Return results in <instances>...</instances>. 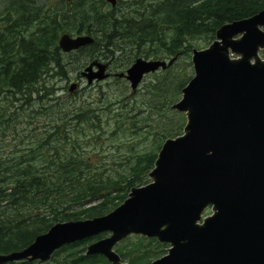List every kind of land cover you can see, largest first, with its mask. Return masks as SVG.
Returning a JSON list of instances; mask_svg holds the SVG:
<instances>
[{
  "label": "trees",
  "instance_id": "trees-1",
  "mask_svg": "<svg viewBox=\"0 0 264 264\" xmlns=\"http://www.w3.org/2000/svg\"><path fill=\"white\" fill-rule=\"evenodd\" d=\"M1 4L0 254H7L54 223L105 215L130 188L146 184L160 145L181 134L185 123L170 106L192 76L191 50L209 45L223 24L263 9L264 0ZM63 34L93 41L63 54L57 47ZM69 58L78 70L101 60L113 73L137 58L173 61L135 91L114 78L91 100L72 102L71 95L55 98V84L68 80ZM33 121L38 125L30 128ZM102 236L62 246L46 262L4 264H106L101 256L83 255ZM134 239L113 249L127 264H147L165 253L166 245L154 239Z\"/></svg>",
  "mask_w": 264,
  "mask_h": 264
},
{
  "label": "water",
  "instance_id": "water-1",
  "mask_svg": "<svg viewBox=\"0 0 264 264\" xmlns=\"http://www.w3.org/2000/svg\"><path fill=\"white\" fill-rule=\"evenodd\" d=\"M92 41L63 34L57 47L68 53ZM262 51L264 7L220 26L209 45L191 50L192 76L170 106L185 123L181 134L160 145L148 182L130 188L105 215L54 223L20 251L0 254V264L46 262L60 247L102 234L83 255L101 256L106 264H127L113 248L129 236L167 246L147 264H264ZM172 61L137 58L118 76L135 91L143 76ZM104 68L91 62L81 76L86 84L103 81Z\"/></svg>",
  "mask_w": 264,
  "mask_h": 264
},
{
  "label": "rangeland",
  "instance_id": "rangeland-1",
  "mask_svg": "<svg viewBox=\"0 0 264 264\" xmlns=\"http://www.w3.org/2000/svg\"><path fill=\"white\" fill-rule=\"evenodd\" d=\"M3 0H0V4H1V2H2ZM1 8H2V4L0 5V10H1ZM205 45H202V48H200V49H203V48H205L204 47ZM261 55H264V53H263V51L261 52ZM190 58V57H189ZM75 58H73V59H71V58H69V60H66L65 59V61H69V63L67 64V77H68V80L67 81H60V82H57L56 84H55V86L58 88V91L56 92V94H55V98H60V99H62V98H64V97H66V96H68V95H71V97H70V100H72V102H80V101H84V100H88L89 98H87L88 96H90V95H92V93L94 94L95 92V89L98 87V86H102V88L103 89H105V85H104V83H108V82H111V81H113V79L112 78H108V79H105V80H103V81H93L92 83H90V84H86L85 83V81H84V79H79L78 78V72L80 71V70H78V68H77V64H75L74 65V63L72 62L73 60H74ZM148 60V59H147ZM165 61H167V59H165ZM190 62V61H189ZM70 64V65H69ZM191 66V65H190ZM192 71V70H191ZM149 75H151V74H147L143 79H142V81L140 82V84H139V86L137 87V88H139V87H141V85L145 82V81H147L148 79H149ZM121 83H123L124 85H126L127 86V88H129L128 87V84H127V82L125 81V80H123V79H121ZM70 84H75V87H74V89L72 90V91H68V86L70 85ZM128 91H130V89H128ZM91 97V96H90ZM92 98V97H91ZM89 100H91V99H89ZM32 126L30 127V128H32V127H35V126H37L38 125V123H35L34 121H33V124H31ZM149 146H150V144H147V145H145V149H148L149 148ZM103 236H105V235H107V234H102ZM102 236V237H103ZM134 237H138V236H129V237H127V238H125V239H128V241H129V243H133V242H135V240L136 239H134ZM140 237V236H139ZM144 238V237H143ZM115 247V246H114ZM166 248H167V246H166ZM166 248H165V250H166ZM113 249H115V248H113ZM165 254V253H164ZM163 254V255H164ZM162 256V255H161ZM161 256H159V257H161ZM121 261L122 262H124V263H126L125 262V260H122L121 259Z\"/></svg>",
  "mask_w": 264,
  "mask_h": 264
},
{
  "label": "flooded vegetation",
  "instance_id": "flooded-vegetation-1",
  "mask_svg": "<svg viewBox=\"0 0 264 264\" xmlns=\"http://www.w3.org/2000/svg\"><path fill=\"white\" fill-rule=\"evenodd\" d=\"M69 1V0H68ZM104 2V1H103ZM106 3V2H105ZM108 4V3H107ZM109 5V4H108ZM111 7H113V6H111ZM75 36H78V35H75ZM85 36V35H84ZM76 51V50H75ZM263 53H264V51H263ZM63 54H67V53H63ZM140 59H142V58H140ZM143 60H147V59H143ZM150 60V59H149ZM92 62H99V63H101V64H103L104 66H105V68H104V73L105 74H107V77L105 78V79H108V78H112V79H114V78H117V79H123L124 80V78L123 77H119L118 75L119 74H124V72H125V70L131 65H129L124 71H122V72H115V73H113V72H111L110 70H109V68H108V65L107 64H105L103 61H96V60H94V61H92ZM91 62H89V63H87V64H84L83 66H81L80 67V71L78 72V78L79 79H84L82 76H81V71L83 70V68H85L88 64H90ZM93 71H95V69L93 68ZM146 76V75H145ZM145 76H143V78L145 77ZM142 78V79H143ZM69 87V86H68Z\"/></svg>",
  "mask_w": 264,
  "mask_h": 264
},
{
  "label": "bare ground",
  "instance_id": "bare-ground-1",
  "mask_svg": "<svg viewBox=\"0 0 264 264\" xmlns=\"http://www.w3.org/2000/svg\"><path fill=\"white\" fill-rule=\"evenodd\" d=\"M199 50V49H198ZM181 114V113H180Z\"/></svg>",
  "mask_w": 264,
  "mask_h": 264
}]
</instances>
